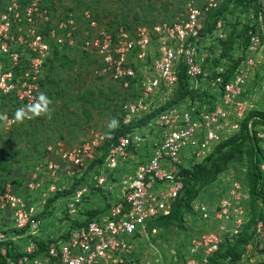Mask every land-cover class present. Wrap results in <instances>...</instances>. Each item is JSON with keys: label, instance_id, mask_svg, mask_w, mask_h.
Wrapping results in <instances>:
<instances>
[{"label": "built area", "instance_id": "1", "mask_svg": "<svg viewBox=\"0 0 264 264\" xmlns=\"http://www.w3.org/2000/svg\"><path fill=\"white\" fill-rule=\"evenodd\" d=\"M222 2L185 0L182 17L174 21L109 29L87 9L61 15L44 0H4L0 116L6 129L20 122L14 118L17 109L39 103L48 67L65 48L94 56L96 77L113 80L127 94L123 124L154 115L147 125L120 137L107 153L106 133L93 131L86 143L77 146L59 142L48 149L38 178L24 185L7 184L0 191V264H132L131 240L157 234L158 221L170 215L183 188L180 172L189 168L186 160L195 165L205 159L217 145L218 129L231 118L245 119L247 110L239 101L264 51V0L257 14L250 16L253 29L244 60L227 82L223 69H215L217 75L211 79L213 70L204 67L207 54L201 35V16ZM214 36L225 40L222 20ZM182 64L189 91L196 95L160 110L174 98ZM205 82L213 90L200 96ZM33 117L30 113L23 120ZM76 184V191L66 198L78 203L90 188L101 189L103 206L93 208L99 212L69 228L63 239L38 237V216L47 201ZM257 229L264 233V220ZM217 248L212 238L199 251L207 258Z\"/></svg>", "mask_w": 264, "mask_h": 264}, {"label": "rangeland", "instance_id": "2", "mask_svg": "<svg viewBox=\"0 0 264 264\" xmlns=\"http://www.w3.org/2000/svg\"><path fill=\"white\" fill-rule=\"evenodd\" d=\"M44 1L61 15L69 10L78 13L90 10L112 29L122 25L133 28L140 24L171 22L182 17L185 6V0ZM3 4L4 0H0V12ZM240 4L224 13L225 40H215L214 44L211 40L204 50L205 65L223 69L225 81L233 73L230 66L236 60L234 57L241 61L245 57L244 35L235 34L244 30L250 8ZM209 14L204 12L201 16L203 24ZM229 37L234 41L230 42ZM259 60L258 69L249 74L239 101L246 107L245 119L231 118L218 129L217 149L197 163L201 168L197 169L189 159L185 164L190 168L187 170L193 169L194 174L200 176L212 169L225 152L234 149L235 154L209 181L184 183L181 193L187 197L179 202L177 216L159 224L155 236L131 240L132 264H188L189 261L264 264V233L257 229V224L264 220V125L260 124L264 117V51ZM97 65V59L81 49L65 48L50 63L43 80L42 94L48 99L47 111L34 115L30 121L22 120L11 129H6L0 116V191L9 183L24 185L38 178L49 157L48 149L53 145L59 142L66 146L84 144L93 131L109 134L114 129L108 127L112 118L120 126L125 97L113 80L96 77ZM205 89L209 91L207 83ZM249 135L255 136L258 148L255 160L261 178L256 193L251 184L249 155L254 148ZM82 181L81 188L84 178ZM77 187L73 185L70 192H75ZM66 197V193H59L53 197V203L47 201L38 216L41 222L38 237L63 239L69 228L86 222L94 215L93 210L102 207L104 194L93 187L78 203ZM95 207L99 208L93 209ZM212 238L217 240L218 248L205 258L199 250L210 244Z\"/></svg>", "mask_w": 264, "mask_h": 264}, {"label": "trees", "instance_id": "3", "mask_svg": "<svg viewBox=\"0 0 264 264\" xmlns=\"http://www.w3.org/2000/svg\"><path fill=\"white\" fill-rule=\"evenodd\" d=\"M44 3H45V1H44ZM239 3H241L240 5H245V6L248 5L249 6V8H250V16L252 14H257L258 9L260 7V0H224V2H222L216 9H213L212 11H210V14L208 15V19H207L206 23L203 24V28H202V31H201V35H202V38L204 40L203 41L204 42V49L203 50H205V48H207L208 43L211 40H213L212 44H214V41L219 39V38H217L214 35H215V31H216V25L221 20L224 23V27H225V31H226V35H227V24H226V20L224 19V13L226 11L230 10L231 8H233L234 6H236V7L239 6L238 5ZM45 5L47 6V4H45ZM250 23L251 22H250V17H249L247 22H246V24H245L244 30H241L240 32H237L235 34L236 36H238L240 34L244 35V38H243L244 39V41H243V49H245V52H246V49H247V47L249 45V31L253 29V27L250 26ZM122 26H125L127 28H131V27L126 26V25H122ZM107 27L109 29H112L108 25H107ZM239 38L241 39V37H239ZM228 39L230 40V42L234 41V40H231L232 39L231 37H229ZM240 41H242V40H240ZM234 59H236L235 62H233L232 66H230L231 72H233L232 75L230 76V78L233 76V74L235 73L237 67L241 63L240 58H235L234 57ZM203 64H204V67H209L211 70H213L211 79L214 78L217 75L216 70H215V69H217V67H215L213 65H205V63H203ZM180 68L181 69H180V75H179V86H178V89H177V91H176V93L174 95V98L165 107H162L160 110H163L166 107H169V106L173 105L174 103H177V102L185 99L188 95H191V94H192V96L196 95V94H193V92L189 91V88H188L189 87L188 77H187L185 66L182 64L180 66ZM222 76L224 78V74ZM228 80H226V81L224 80V81L227 82ZM206 83L209 86V91H207L208 89L207 90L205 89L206 88ZM42 88H43V85H42ZM212 90H213V88H212L211 84L209 82H205V85H204V87L202 89V93H200L199 95L200 96L201 95L209 96V94L211 93ZM122 94L125 97L123 102H122V106H123L125 101H127V94L123 93V92H122ZM160 110H158L157 112H159ZM157 112H155V114ZM153 115L154 114H151V115L146 116L144 118H141V119H139L137 121H132L131 123H129L127 125H125V124H123V122H121L120 126L115 127L108 134L109 137H108L105 145L103 146L104 153H107L109 148H110V146L115 144L120 137L126 136L128 133L132 132V129H135L137 127H143V126L147 125V122L151 120ZM123 116H124V112H123V109H122L121 121H123ZM260 124L264 125V117L260 120ZM254 137L255 136L249 135V138L251 139V141L253 143V148H254V152L250 153V155H249V159H250L249 161H250V167H251V184L253 185L252 191H253V193H256L257 192V185H258L259 180L261 178V173H260V169L258 167L257 161L255 160V158H256V156L258 154L257 153L258 152V148H257L256 142L254 141ZM216 147H217V145L214 147V150L212 151V153H215V150L217 149ZM234 154H235V150L234 149H231V150L225 152L224 154H222L220 156V158H218L214 162V164H213L214 166H213L212 169L210 168L209 170H206V171L202 172V175H200V176L199 175L196 176L194 174V172H193V169L192 170H187V169H190V168L182 169L181 172H180V175H181V180H182V183H183V187H184V183H186V181H188V182H190V181L192 182L194 180H196L197 182L198 181H201V182L202 181L203 182L209 181L213 175H217L223 170V166L226 165V163L228 162V159L232 158ZM103 160H104V156L102 158L96 160L92 164V166L102 162ZM194 166L197 167V169L201 168V167L197 166V164H195ZM76 185H78V184H76ZM3 189L4 188H2V190ZM70 191L71 190L58 191L57 194H59V193H64L65 194L66 193V195H68V194L72 193ZM55 197H56V195H55ZM185 197H187L185 195V193L179 194L177 200L174 203V206L172 208V211H171L170 215L161 218L158 221V225L162 224L165 221H170L171 218H173L174 216L175 217L177 216V213H178V210H177L178 207L177 206L179 205V202H181V199H183ZM188 197H189V195H188ZM54 199L55 198L50 199L48 201V204L53 203L55 201ZM93 211L95 212L94 215L91 214L90 215V219L87 220V222L90 221L99 212L98 210H93ZM78 224L80 225V223H77V225Z\"/></svg>", "mask_w": 264, "mask_h": 264}, {"label": "clouds", "instance_id": "4", "mask_svg": "<svg viewBox=\"0 0 264 264\" xmlns=\"http://www.w3.org/2000/svg\"><path fill=\"white\" fill-rule=\"evenodd\" d=\"M39 103L35 106H27L25 108H19L16 110L14 113V118L17 121H22L28 115L31 113L33 115H39L40 113L46 112L47 111V104H48V99L44 94H40L38 97ZM118 122L115 118H112L109 120L108 127L109 128H115L117 126Z\"/></svg>", "mask_w": 264, "mask_h": 264}, {"label": "crops", "instance_id": "5", "mask_svg": "<svg viewBox=\"0 0 264 264\" xmlns=\"http://www.w3.org/2000/svg\"><path fill=\"white\" fill-rule=\"evenodd\" d=\"M60 198L63 199V197H60ZM59 201H60V200H59ZM102 206H103V205H102ZM41 238H42V239H45V240L52 239V238H49V237H43V236H41Z\"/></svg>", "mask_w": 264, "mask_h": 264}]
</instances>
